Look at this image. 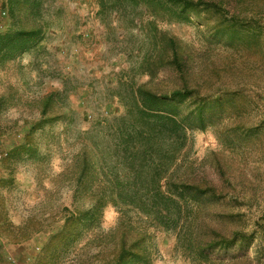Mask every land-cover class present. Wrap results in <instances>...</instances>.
<instances>
[{
    "label": "rangeland",
    "instance_id": "obj_1",
    "mask_svg": "<svg viewBox=\"0 0 264 264\" xmlns=\"http://www.w3.org/2000/svg\"><path fill=\"white\" fill-rule=\"evenodd\" d=\"M202 2L0 0V264H264V0ZM246 19L249 43L210 36ZM171 37L226 103L186 132L168 175L207 193L166 225L136 118L141 86L180 84Z\"/></svg>",
    "mask_w": 264,
    "mask_h": 264
},
{
    "label": "trees",
    "instance_id": "obj_2",
    "mask_svg": "<svg viewBox=\"0 0 264 264\" xmlns=\"http://www.w3.org/2000/svg\"><path fill=\"white\" fill-rule=\"evenodd\" d=\"M146 3L157 6L162 12L167 11L172 20L183 22L190 21L192 16H198L201 20L200 6L205 4L202 0H146ZM250 23L246 19L236 24L237 26L225 25L219 30H210V36L227 43L236 40H241L243 44L249 43L247 40L249 34L245 33L247 32L245 29L251 25ZM169 40L172 51L168 63L174 71V78L180 84L172 89L170 94L158 92L155 88L145 85L141 86L138 89L136 118L138 144H140L138 155L147 158L154 157L155 153L158 154L151 175L156 186L151 204L154 208L153 210L144 208V211L149 215L155 214L162 224H166L165 221L169 220L170 204L185 202L188 195L190 201L197 205L201 197L206 195L207 192L198 187L199 185L174 178L168 173L171 166L177 163L180 152L185 146L187 130L205 129L213 124L215 115L223 111L226 103L223 97L210 99L201 93L202 89L198 84L196 73L188 65L189 63L191 65V60L188 59L193 57L192 52L185 50L177 38L171 37ZM185 53H189L190 57L187 58ZM212 230L217 231L215 228ZM127 257L126 254L125 258Z\"/></svg>",
    "mask_w": 264,
    "mask_h": 264
}]
</instances>
